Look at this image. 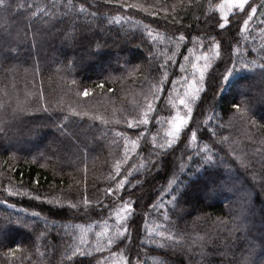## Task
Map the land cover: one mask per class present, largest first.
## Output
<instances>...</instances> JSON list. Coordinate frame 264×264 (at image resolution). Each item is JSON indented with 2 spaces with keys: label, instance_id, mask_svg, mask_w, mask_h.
<instances>
[{
  "label": "trees",
  "instance_id": "obj_1",
  "mask_svg": "<svg viewBox=\"0 0 264 264\" xmlns=\"http://www.w3.org/2000/svg\"><path fill=\"white\" fill-rule=\"evenodd\" d=\"M51 2L0 5V264H62L65 247L79 242L81 229L92 255L70 264H123L125 258L131 264H201L199 249L190 255L148 242L159 240L160 232L176 235L184 247L208 236L213 244L204 264L246 258L264 264V0H248L244 12L226 14L223 0H99L98 7L74 0L97 18L76 10L64 16L60 8L45 20L37 6ZM226 15L225 31L216 21ZM84 24L89 28L72 32ZM209 32L221 43L222 57L205 75L188 126L158 168L137 172L153 137L163 142L169 121L178 113L187 118L179 98L199 77L192 65L204 61L196 56L209 51L191 41H206ZM181 34L186 41L173 56L169 38L179 42ZM240 53L247 68L229 60ZM145 112L149 123L139 124ZM191 131H197L194 141ZM205 145L213 162L203 159ZM120 180L131 181L119 195L135 212L129 238L108 248L96 233L105 221L109 228L115 224L113 213L123 201L105 190ZM84 198L109 207L88 213L70 207ZM97 241L102 252L94 250Z\"/></svg>",
  "mask_w": 264,
  "mask_h": 264
},
{
  "label": "snow or ice",
  "instance_id": "obj_2",
  "mask_svg": "<svg viewBox=\"0 0 264 264\" xmlns=\"http://www.w3.org/2000/svg\"><path fill=\"white\" fill-rule=\"evenodd\" d=\"M93 6L98 7L99 0H92ZM5 0H0V5H4ZM248 4V0H227V8L229 10L231 9H239L241 12H244L246 5ZM19 7H25L24 4H20ZM60 8L65 9L63 15L68 16L69 12L71 10H76L77 15L79 16L80 13L85 14L86 18H97V13L96 12H90L84 5H79L77 6L74 3V0H52V2L49 5H46L43 8H40L37 6V12L42 14V16L45 18L49 16L55 15L56 11ZM51 11H50V10ZM221 11H224V7H221ZM252 13H255L257 11L256 8H252ZM37 13H33V15H36ZM253 19V16L251 14L248 15V18L243 21L244 25L247 26L250 20ZM111 22V21H109ZM216 24L219 26L220 29H225L227 30V25H229V19L227 15L222 19V22L220 20L216 21ZM147 27V26H146ZM80 28H89L87 24L84 25H79V26H73L72 32L75 33L79 31ZM206 36V41L205 39H201L199 36L193 37L192 38V43L193 44H199L201 47H207L209 49L208 52L204 53L201 56H196V60L200 61L203 60L204 64L203 66H200L199 64H193L192 67L196 69L199 72V77L194 78L191 82L186 84L184 94L179 98V104L182 105L186 110V116H181L179 113L171 120L169 121V124L171 127L169 130L166 132L165 137L163 138V142L161 143H156V138L153 137V149L149 151L148 155L143 158L142 163L139 165V168L136 169L137 172L140 171V169H143L146 172H151L153 169H156L160 166V158L161 156L172 146H174L177 141L180 140L181 137V131L182 129L186 128L189 124V119L191 118L193 114V105L197 101V99L200 97V94L202 91H204L205 87V75L206 73L209 72V70L213 66V61L221 58L222 57V52H221V43L217 40V37L214 35H211V33H205ZM74 38V35L71 37ZM186 37L181 34L179 37V42L172 41L171 38H169V43H173L176 51L173 52V56L176 55V53L179 51L180 48V43L185 42ZM188 51L191 53L193 49L189 48ZM237 51H239L237 49ZM242 57L243 53H240L238 57L233 58L232 56H229V60L231 61V64L233 67H236L237 64H240L241 67L247 68L249 66L248 63H242ZM171 59V57H170ZM185 61L189 60L188 56L184 57ZM249 63H254V61L249 62ZM260 67H264V64L260 65ZM181 69L183 70V65H181ZM230 74V73H229ZM167 77V73H165V78ZM226 79V77H225ZM163 81H161V84ZM175 83V81H173ZM103 87V84L100 85ZM160 89H158L159 91ZM84 96L89 95V91L87 89L84 90L83 92ZM236 109L239 110L240 105L235 106ZM46 110V109H45ZM153 110L152 104L148 105V112H151ZM148 112L144 113V118L141 119L138 123L142 125H147L149 123L147 119ZM208 119H211L209 117ZM130 126H136L135 123H133ZM191 139L194 141L197 139V131H191ZM227 139V138H224ZM133 144V150L137 147V144L135 141L132 142ZM203 152L205 155L203 156V159L206 162H213L214 161V154L212 150L208 147V145H205ZM128 149H125V156H127ZM155 157V159H153ZM189 160L191 157L188 158ZM241 164H244V161H240ZM247 167V165H245ZM135 167V166H134ZM181 168H183V165H181ZM117 172H119V165H117ZM132 173L129 172V176ZM110 179H114L113 177H110ZM261 180H264V172L261 174ZM126 183H131V181L127 180H120L119 183L116 185V188H108L105 190L106 195H114L117 196L123 203L114 211L113 215L115 216V224L109 228L107 226V222L105 221L104 228L101 232L96 233V236L99 237H106L105 244L108 248H111L112 246L120 245L123 244V241L125 239L129 238V232H128V224H129V218L133 215L135 212L133 202L130 200H124L123 196L119 195V192L121 189L125 187ZM137 184L140 182L137 181ZM177 180L175 177L171 180L168 181V187L171 189V192H175L176 189L172 187V185L176 184ZM15 194V193H14ZM171 194V193H169ZM40 197H36V199H39ZM175 196L172 197V203L175 202ZM57 203L59 201H56ZM70 207L72 209L77 210V212L81 211V207H83V211L85 213L94 211L96 208H104V207H109L103 205L102 200H96L95 204H93L92 201H90L87 198H84L82 201L77 202V203H71L70 202ZM154 208H160L163 207V205H153ZM33 215H39L38 213H33ZM165 218L167 219V214L165 213ZM16 223L18 224H23L25 227H30L25 220H17ZM74 227H80V226H74ZM81 237L78 243H73L71 245H67L64 249L63 252V261L62 264H70V262L73 260L74 257L76 256H91L92 251L89 249L93 247L91 243L86 238L85 235V230L81 229ZM160 239L157 240L153 237L148 238L149 243H155L157 247L163 249L165 247H171L174 250H179L181 252H189L191 255L192 252L190 249H199V255L201 256V264H204L205 258L208 253L209 246L213 244V241L208 237V236H203L199 237L195 241H191L187 247H184V241L183 240H177L176 235H168L165 236L164 232H160L159 234ZM94 250L96 252H102L104 248H102L99 245V241L95 242V248ZM161 260L159 264H162ZM123 264H131V261L128 260L127 258L124 259ZM241 264H249V260L246 258L241 262Z\"/></svg>",
  "mask_w": 264,
  "mask_h": 264
},
{
  "label": "rangeland",
  "instance_id": "obj_3",
  "mask_svg": "<svg viewBox=\"0 0 264 264\" xmlns=\"http://www.w3.org/2000/svg\"><path fill=\"white\" fill-rule=\"evenodd\" d=\"M221 5L224 7V11H223L224 14H226L227 12H229V11L232 10V9L229 10V9L227 8V0H223V2H222ZM39 37H41V36H39ZM113 60H114V59H113ZM97 69H98V68H97ZM179 115L184 116L183 114H179ZM175 116H176V115H175ZM175 116H174V117H175ZM174 117H173V118H174ZM49 141H50V140H49ZM191 142H192V140H191ZM90 145H91V144H90ZM21 147H22L21 144H20V145H16V148H17V149H19V148H21ZM44 148L47 149V150L49 149V145H48V143L45 144ZM27 149H34V148H27ZM230 247H231V246H230Z\"/></svg>",
  "mask_w": 264,
  "mask_h": 264
}]
</instances>
